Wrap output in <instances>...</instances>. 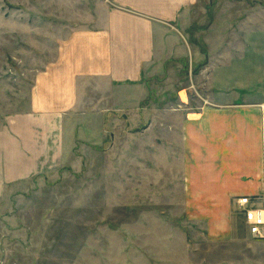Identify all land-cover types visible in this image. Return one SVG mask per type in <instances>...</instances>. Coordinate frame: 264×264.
<instances>
[{
    "label": "rangeland",
    "instance_id": "374dc122",
    "mask_svg": "<svg viewBox=\"0 0 264 264\" xmlns=\"http://www.w3.org/2000/svg\"><path fill=\"white\" fill-rule=\"evenodd\" d=\"M98 1L0 0V143L21 141L7 132L18 130L11 118L31 112L41 71L54 61L69 26L84 25ZM256 3L257 10L264 6V0ZM252 5L214 0L201 19L205 1L198 2L183 31L192 58H172L148 72L122 101L82 97L61 120L48 164L26 179L11 180L20 169L0 167V264H183L200 256L216 264L223 248L182 213L181 125L199 107L206 17L213 28V16L230 15V23L216 25L240 33L238 61L249 69L238 74L264 85V16L253 38ZM252 46L256 54L245 55Z\"/></svg>",
    "mask_w": 264,
    "mask_h": 264
},
{
    "label": "crops",
    "instance_id": "0c3cea01",
    "mask_svg": "<svg viewBox=\"0 0 264 264\" xmlns=\"http://www.w3.org/2000/svg\"><path fill=\"white\" fill-rule=\"evenodd\" d=\"M202 1L203 19L214 0H99L93 13L82 18L84 25L69 26L54 61L31 91V112L11 118L18 130L7 132L21 135V141L0 143V167L20 169L11 180L26 179L48 164L61 120L82 97L122 101L129 88L141 87L148 72L160 70L172 58H192L184 25ZM257 7L253 0L247 12L253 38L257 18L264 16V6ZM227 16H213V28L206 17L210 30L202 33L207 48L200 51L199 107L186 113L181 125V208L188 220L204 225L207 241L223 248L216 252V264H264V225L263 237L253 236L237 203L246 197L248 207L264 210V85L238 74L241 67L249 69L238 61L240 33L216 25L219 20L230 23ZM255 54L252 46L245 55ZM19 122L28 130L20 131ZM208 261L200 256L183 264Z\"/></svg>",
    "mask_w": 264,
    "mask_h": 264
},
{
    "label": "built area",
    "instance_id": "2783aa9c",
    "mask_svg": "<svg viewBox=\"0 0 264 264\" xmlns=\"http://www.w3.org/2000/svg\"><path fill=\"white\" fill-rule=\"evenodd\" d=\"M237 203L243 213L249 232L255 237H263L264 210L256 207H248L249 201L246 197L240 198Z\"/></svg>",
    "mask_w": 264,
    "mask_h": 264
},
{
    "label": "bare ground",
    "instance_id": "6f19581e",
    "mask_svg": "<svg viewBox=\"0 0 264 264\" xmlns=\"http://www.w3.org/2000/svg\"><path fill=\"white\" fill-rule=\"evenodd\" d=\"M181 95H183V92L181 93Z\"/></svg>",
    "mask_w": 264,
    "mask_h": 264
}]
</instances>
